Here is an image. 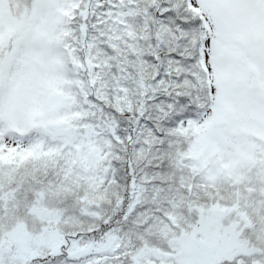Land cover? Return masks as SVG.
Returning a JSON list of instances; mask_svg holds the SVG:
<instances>
[{"label": "rangeland", "instance_id": "1", "mask_svg": "<svg viewBox=\"0 0 264 264\" xmlns=\"http://www.w3.org/2000/svg\"><path fill=\"white\" fill-rule=\"evenodd\" d=\"M195 1L213 23L198 36L214 100L193 75L199 109L179 130L190 139L153 170L125 168L124 147L87 116L112 97L120 112L138 107V129L142 72L164 43L155 0L126 45L135 0H86L71 25L75 0H0V189L12 185L0 264H264V0ZM144 145L133 140L137 159Z\"/></svg>", "mask_w": 264, "mask_h": 264}, {"label": "trees", "instance_id": "2", "mask_svg": "<svg viewBox=\"0 0 264 264\" xmlns=\"http://www.w3.org/2000/svg\"><path fill=\"white\" fill-rule=\"evenodd\" d=\"M117 1L119 2V0ZM75 2L76 6L74 11H72L74 14L69 25H71V21L75 17L79 18L80 8H87L88 1L75 0ZM195 3H191V0H155L154 8L152 9L151 7L149 9V17L152 21L151 31L153 33L158 26L164 43L158 45L157 39L154 38L153 45L157 47V57L154 54H150L153 63L150 62L151 64L147 72H142L145 88H143V94L138 102L141 113L136 131L139 135L134 131L136 129L134 123L138 118L134 120V115H138L137 106L132 107L131 113L120 112L112 103L113 98L110 97L109 103H106V105L102 102L100 103L95 115L87 116L88 122L92 119L91 123L94 126L96 125V127L100 128L103 133L105 131L110 133L109 136L116 147L118 145V148L124 147L121 149L126 150L125 168L131 167V163L132 167L134 164H137L138 166L136 167L139 169L143 167L148 168L149 166L153 170L169 165L170 156L176 154V150L185 148L188 138L190 139V137L184 136L183 132L179 130L184 129L187 123L189 124L191 119H194L195 115L193 113L198 112L199 109L197 101L201 100L194 93L192 79L193 75L196 76L200 74L199 72L202 75L204 73L199 60L203 43H205V39L207 38L201 39L198 36V32L201 30L209 36L212 33V29L210 28H213V23L210 17L207 16L205 8L196 1ZM147 5L148 0H135L134 3L129 5V8L126 7L127 11H130L129 13L139 14L138 22L140 26L139 30L137 29V32L132 33L131 36L123 34V37H120L125 45L132 39L131 37H136V34L142 31V11L144 12ZM139 9L141 13H139ZM9 11L10 13L12 12L10 2ZM10 15L13 17L12 13ZM86 37V35L83 36L84 39ZM128 58H132L131 53H128ZM168 61L171 63L172 68H167L166 64ZM156 76L159 80H161V77L163 78L164 83L161 84L160 82V84L165 85V88L158 85L157 88L152 89ZM205 87L207 88L206 85ZM206 88L205 95L201 97L204 101L207 96ZM190 134L192 133L190 132ZM134 139L136 143L144 141L145 147L142 153L145 152L146 156L144 157L143 155L141 159H137V156L135 157L134 155L135 153H131ZM23 165H29L27 157ZM122 168L121 173L128 174L124 166ZM196 175L198 174L194 173L193 176L196 177ZM128 179L127 177V185L129 183ZM11 188L12 185H6L5 189H0V192L1 190L6 192L7 190L11 191ZM253 193L255 195V192ZM251 194L247 192V195L253 199ZM74 196L76 195L71 192L68 195V199H64L63 202L65 201V204L70 203L69 199H73ZM79 200H82V198H79ZM106 203H108L106 204L108 206L110 201L107 199ZM14 206L12 204V211L15 213L17 208ZM116 218L122 217L118 216ZM121 222L119 221L118 224Z\"/></svg>", "mask_w": 264, "mask_h": 264}]
</instances>
